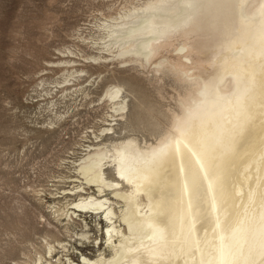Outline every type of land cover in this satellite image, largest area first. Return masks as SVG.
<instances>
[{"label": "bare ground", "instance_id": "bare-ground-1", "mask_svg": "<svg viewBox=\"0 0 264 264\" xmlns=\"http://www.w3.org/2000/svg\"><path fill=\"white\" fill-rule=\"evenodd\" d=\"M109 16L112 60L180 89L154 142L86 146L64 214L100 215L111 252L67 264H264V0H146ZM103 98L114 138L128 94Z\"/></svg>", "mask_w": 264, "mask_h": 264}, {"label": "rangeland", "instance_id": "rangeland-1", "mask_svg": "<svg viewBox=\"0 0 264 264\" xmlns=\"http://www.w3.org/2000/svg\"><path fill=\"white\" fill-rule=\"evenodd\" d=\"M145 1L0 0V264L110 254L100 215L64 212L78 198L68 191L87 145L127 135L154 142L176 108L173 75L121 67L102 48L109 15ZM110 85L128 94L114 138L101 134Z\"/></svg>", "mask_w": 264, "mask_h": 264}, {"label": "snow or ice", "instance_id": "snow-or-ice-1", "mask_svg": "<svg viewBox=\"0 0 264 264\" xmlns=\"http://www.w3.org/2000/svg\"><path fill=\"white\" fill-rule=\"evenodd\" d=\"M118 94V91L114 90L112 95H117Z\"/></svg>", "mask_w": 264, "mask_h": 264}]
</instances>
